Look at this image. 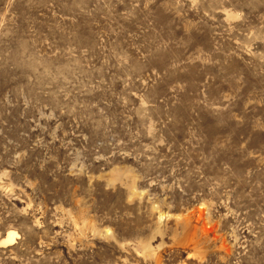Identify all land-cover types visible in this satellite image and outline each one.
Masks as SVG:
<instances>
[{
  "label": "rangeland",
  "instance_id": "1",
  "mask_svg": "<svg viewBox=\"0 0 264 264\" xmlns=\"http://www.w3.org/2000/svg\"><path fill=\"white\" fill-rule=\"evenodd\" d=\"M0 264H264V0H0Z\"/></svg>",
  "mask_w": 264,
  "mask_h": 264
},
{
  "label": "bare ground",
  "instance_id": "2",
  "mask_svg": "<svg viewBox=\"0 0 264 264\" xmlns=\"http://www.w3.org/2000/svg\"><path fill=\"white\" fill-rule=\"evenodd\" d=\"M14 232H8L4 238L1 239L0 244L5 245L11 243L14 239Z\"/></svg>",
  "mask_w": 264,
  "mask_h": 264
}]
</instances>
